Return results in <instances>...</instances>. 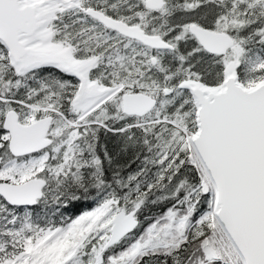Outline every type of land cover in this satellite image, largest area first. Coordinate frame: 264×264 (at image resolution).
Masks as SVG:
<instances>
[{"label": "snow or ice", "instance_id": "1", "mask_svg": "<svg viewBox=\"0 0 264 264\" xmlns=\"http://www.w3.org/2000/svg\"><path fill=\"white\" fill-rule=\"evenodd\" d=\"M0 264H264V0H0Z\"/></svg>", "mask_w": 264, "mask_h": 264}]
</instances>
